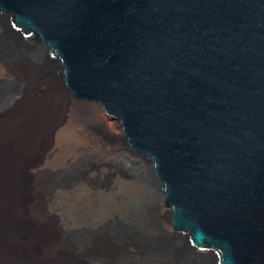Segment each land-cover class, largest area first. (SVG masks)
<instances>
[{"label": "water", "instance_id": "water-1", "mask_svg": "<svg viewBox=\"0 0 264 264\" xmlns=\"http://www.w3.org/2000/svg\"><path fill=\"white\" fill-rule=\"evenodd\" d=\"M0 31L121 123L134 204L207 264H264V0H0Z\"/></svg>", "mask_w": 264, "mask_h": 264}, {"label": "bare ground", "instance_id": "bare-ground-1", "mask_svg": "<svg viewBox=\"0 0 264 264\" xmlns=\"http://www.w3.org/2000/svg\"><path fill=\"white\" fill-rule=\"evenodd\" d=\"M40 55L17 50L6 62L0 45V264H89L87 251L104 249L106 232L121 224L120 239L144 253L132 264H207L127 206L116 185L129 178L112 167L117 148L88 125L99 121L101 106L70 103L62 72L41 73ZM90 229L100 237L65 239Z\"/></svg>", "mask_w": 264, "mask_h": 264}, {"label": "rangeland", "instance_id": "rangeland-1", "mask_svg": "<svg viewBox=\"0 0 264 264\" xmlns=\"http://www.w3.org/2000/svg\"><path fill=\"white\" fill-rule=\"evenodd\" d=\"M0 45L2 47V50L4 51V60L6 62L9 61V56L11 52L13 53V51H17V49H19L20 47L17 42L16 36H13L6 31H0ZM26 49L29 50L31 49V47H25L23 50ZM33 51L34 50H30L29 52H23V51L21 52L31 54L33 53ZM37 63H38V69L41 73L47 70L54 71V69L51 67L53 66V63L49 62L42 55L37 56ZM69 102L72 103L71 99H69ZM98 112H99L98 114L99 121L96 123L88 122V125L93 129L94 132L97 133L98 138L103 143L109 144L117 148V153L112 158V167H113V171L115 172L114 175H116V171L119 168L118 167L119 160L122 158L125 150V145L123 141V127L121 123H112L111 117L106 112H104L103 109ZM65 119L63 124L65 123ZM66 133H67V129H66ZM68 138L69 137L67 134L65 140H67ZM97 175L101 177L103 176L101 171H99ZM108 178L110 179L111 183L115 182V177L112 176V173ZM116 188H117V192H119V194H122L124 196L127 206H136V204H134L131 201V199L134 200L136 196H138L139 191L137 187L129 183L128 180H125L124 183L119 182L116 185ZM48 194H43L42 198L44 197L46 198ZM58 206H68V205L62 202ZM121 226L123 225L121 224L119 226H115L114 228L110 229L108 233L106 232V235L109 240V244L107 243L105 244V242H103L104 249L87 251L86 259L89 262V264H132L138 260V257H141V254L144 255V253L139 252L133 246L126 245L127 243L124 239H120V232L122 230ZM76 234L77 233L72 231L66 232L65 235L66 241H68V243L72 245H77L80 243L82 239H84L85 241L86 240L90 241L91 239L96 240L100 237L99 232H96V230L94 231L91 229L88 231L86 230L85 234L82 233H80V235H76Z\"/></svg>", "mask_w": 264, "mask_h": 264}]
</instances>
